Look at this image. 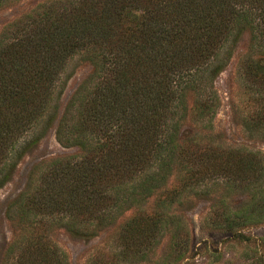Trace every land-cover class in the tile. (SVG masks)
Returning <instances> with one entry per match:
<instances>
[{
	"label": "trees",
	"instance_id": "obj_1",
	"mask_svg": "<svg viewBox=\"0 0 264 264\" xmlns=\"http://www.w3.org/2000/svg\"><path fill=\"white\" fill-rule=\"evenodd\" d=\"M14 1L0 0V8ZM244 33L249 46L238 74L257 96L252 102L263 105L244 120L249 132L264 128V0H47L6 25L0 188L54 124L57 143L80 151L36 167L31 191L10 206L20 225L13 264H67L48 241L53 219L90 238L130 210L115 237L124 261L145 258L167 229L181 253L177 235L186 227L167 209L183 195L206 196L209 182L246 195L238 210L214 213L211 225L250 242L240 231L264 223V155L204 136H212L220 107L214 81ZM76 58L92 71L61 110L67 66ZM188 122L197 131H185ZM170 178L178 185L167 188ZM156 194L158 205L143 209ZM257 244L252 264H264V238Z\"/></svg>",
	"mask_w": 264,
	"mask_h": 264
},
{
	"label": "rangeland",
	"instance_id": "obj_2",
	"mask_svg": "<svg viewBox=\"0 0 264 264\" xmlns=\"http://www.w3.org/2000/svg\"><path fill=\"white\" fill-rule=\"evenodd\" d=\"M47 0H17L0 8V32L8 24L22 18L37 5ZM249 34L240 38L234 54L223 72L214 81V88L220 99V107L212 122V138L226 148H245L264 155V128H244V120L253 111H258L263 105L253 103L248 95L246 84L238 74V62L248 51ZM92 68L85 62L73 59L66 70L67 83L60 101L62 110L78 85L91 73ZM60 110V111H61ZM56 124L46 135L20 160L9 181L0 188V264L16 262L19 252L10 253L11 245L18 238L20 225L17 221L18 211L8 213L10 206L18 203L22 194L30 192L29 176L36 183V167L60 159L80 156L77 148H64L57 143L54 136ZM185 131H197L196 125L188 122ZM177 180L170 178L167 188L177 186ZM29 185V186H28ZM198 187L196 190H200ZM208 194L199 196L189 193L179 199V205L168 207L169 213L181 219L186 229L177 235L182 243L181 253L171 248L170 229L164 231L157 244L150 250H145L146 257L124 261L120 252L121 244L116 242L118 227L133 216V210L124 213L114 226L101 230L95 237L80 238L70 234L63 226L65 220L53 219L48 226V241L52 246L64 253L67 264H252L257 258L258 240L264 238V223L242 229L240 232L250 242L241 241L236 230L216 228L211 225L214 213H228L245 205L246 195L237 188L228 189L222 184L206 183ZM154 195L142 203L143 209L158 205L162 196ZM9 214L11 220L9 219ZM60 218V216H57ZM187 234V236L185 235ZM142 248V247H141ZM141 250V249H140Z\"/></svg>",
	"mask_w": 264,
	"mask_h": 264
}]
</instances>
